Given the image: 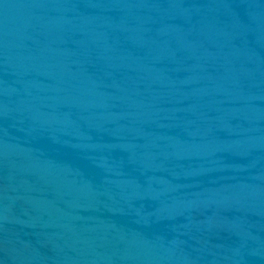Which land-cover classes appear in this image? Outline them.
Instances as JSON below:
<instances>
[{
	"label": "water",
	"instance_id": "water-1",
	"mask_svg": "<svg viewBox=\"0 0 264 264\" xmlns=\"http://www.w3.org/2000/svg\"><path fill=\"white\" fill-rule=\"evenodd\" d=\"M0 264H264V0H0Z\"/></svg>",
	"mask_w": 264,
	"mask_h": 264
}]
</instances>
